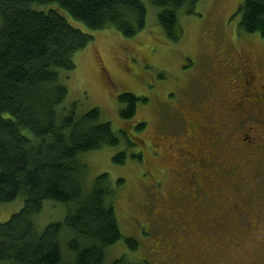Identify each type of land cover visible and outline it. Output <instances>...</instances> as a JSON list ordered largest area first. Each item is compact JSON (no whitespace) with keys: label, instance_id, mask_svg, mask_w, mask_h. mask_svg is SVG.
<instances>
[{"label":"trees","instance_id":"16d2710c","mask_svg":"<svg viewBox=\"0 0 264 264\" xmlns=\"http://www.w3.org/2000/svg\"><path fill=\"white\" fill-rule=\"evenodd\" d=\"M150 1L168 39L178 42L181 9L195 12L200 0ZM65 12L89 29L115 28L125 37L143 31L148 20L143 0H0V202L24 199L19 212L0 221V264H104L108 248L122 238L109 175H98L87 188L89 168L82 161L85 153L121 140L99 108L80 112L74 102L68 109L61 72L75 69V54L94 37ZM237 14L243 32L264 38V0H244ZM119 100L125 124L120 131L135 146L128 122L148 99L125 92ZM146 126L135 123L138 132ZM134 157L142 159V153ZM126 158L121 152L114 160ZM47 200L65 204L67 215L40 231L36 217ZM64 233L71 235L72 261L61 250ZM126 241L137 248L135 239ZM113 264L151 263L122 256Z\"/></svg>","mask_w":264,"mask_h":264},{"label":"rangeland","instance_id":"374dc122","mask_svg":"<svg viewBox=\"0 0 264 264\" xmlns=\"http://www.w3.org/2000/svg\"><path fill=\"white\" fill-rule=\"evenodd\" d=\"M143 1L148 10L147 26L134 37H125L115 28L89 29L65 12L73 25L94 37L85 49L75 54V69L61 72V83L68 89L66 100L68 109L74 102L79 104L80 112L99 108L102 121L110 122L121 140L116 146L92 150L82 156L83 163L89 168L87 188L98 175L107 173L112 187L116 189L114 201L122 238L108 248L104 264H113L122 256L133 262L178 264L171 260L169 254L176 251L178 246L167 244L168 237L165 236L168 233L157 232L156 228L149 224L156 217L157 189L162 187L165 190L162 192L166 195L174 182L175 162L168 153V143L171 145L175 141V135L184 134L183 128L181 132L174 131L176 109L170 110L165 107L164 95H171L169 97L172 100L176 97L179 99L188 97L183 108L181 106V111L188 114L191 112V106L187 103L190 97L198 99L203 95V84L198 81L194 86L187 88V92H181L175 83L181 84L180 79L187 74L184 72H200L202 76L206 68L210 69L213 66L217 52L212 46V41L229 48L243 46L252 49L257 53L256 57L264 62V38L259 33H245L240 28L241 15L237 12L244 0H200L194 8L195 12L192 13H189L188 6L183 7L179 15L183 36L178 42L171 41L166 36L157 18V8L150 0ZM182 85L186 83L182 81ZM125 92L148 99L147 102L138 103L135 117L128 122L131 126L126 132L137 141L135 146H128L125 135L120 131L125 124L120 116L123 104L119 96ZM182 117L181 115V119ZM136 121L147 123L142 132L136 130ZM249 126L254 127L250 133L253 136L259 124L251 121ZM260 132L264 130L258 133ZM161 135L168 137L162 140ZM156 142L161 145L159 158H157L159 152L154 146ZM259 142L263 143L260 140ZM121 152H126L127 158L123 163H118L114 158ZM140 153L142 159L134 157ZM243 157L248 156L243 153ZM231 158L235 162L239 159L233 154ZM240 160L242 162L241 158ZM254 163L255 161L250 164ZM154 169L157 170L156 179L162 184L160 188L154 183L151 184L155 177L151 170ZM243 169L244 186L240 190L243 192L242 201H251L253 198L263 200L264 184L260 182V176L264 175L262 168L253 171V174L249 173L247 165H243ZM225 185L229 192L235 195L236 188L234 187L232 192L231 185L227 182ZM247 187H253L254 191L248 193ZM23 206V198L7 203L0 202V221L7 222ZM228 213L230 216L224 217L227 225L223 220L214 221L206 218L212 225L211 228L201 227L204 222L200 221L199 226L190 231V234L183 232L175 236L172 234L174 237L171 238V242L181 243V252L179 248L181 255L184 257L189 254L197 264H201L198 259L201 254L213 264H241L240 260L248 261L257 253L264 255V243L255 249H251L249 245H237L236 242L224 245L225 239L222 235L231 236L230 232L222 230L220 235L215 229L234 224L241 227L242 221L237 211ZM66 215L65 204L47 200L42 212L36 217V225L42 231L53 222L64 221ZM201 230L209 231L214 242ZM238 237L244 238L243 232H240ZM70 238V233L62 235L61 250L63 255L72 261L73 256L68 248ZM127 238H133L138 242L136 249L129 246ZM161 238L164 239L160 241ZM234 257L239 260L232 259ZM261 258L263 262L260 264H263L264 256Z\"/></svg>","mask_w":264,"mask_h":264},{"label":"flooded vegetation","instance_id":"af4514ba","mask_svg":"<svg viewBox=\"0 0 264 264\" xmlns=\"http://www.w3.org/2000/svg\"><path fill=\"white\" fill-rule=\"evenodd\" d=\"M212 42L217 52L213 66L206 68L202 76L200 72H184L187 74L180 79L181 84L175 83L181 92H187V88L198 81L203 84V95L198 99L190 97L187 103L191 106V112L181 111L188 97L172 100L171 95H164L165 107L176 109L174 131L184 129V134L175 135V141L171 145L168 143V153L175 162V168L174 182L166 195L162 192H165L162 184L156 179L157 170H151V174L155 175L151 184L161 188L157 189L155 196L156 217L149 224L157 232L168 233L165 236L168 237L167 244L178 246L176 251L169 252L171 260L178 264L197 263L189 254L183 257L180 253L181 243L173 244L171 238L182 232L189 233L199 226L200 221L204 222L201 227L211 228L206 218L223 220L226 224L224 217L230 216L228 212L237 211L242 221L241 227L234 224L215 229L220 235L222 230L230 232L231 236L222 235L227 241L224 240V245L236 242L237 245H249L255 249L264 243V199L253 198L244 202L241 197L243 192H240L244 186L243 165H247L251 174L260 168L264 174V132L258 133L264 130V62L256 57L257 53L252 49L243 46L229 48ZM182 81L186 85H182ZM251 121L259 124L253 136L250 135L251 129L254 130L249 126ZM167 137L161 135L162 140ZM154 146L159 152L161 145L156 142ZM243 153L248 157L244 158ZM231 154L238 156V161H233ZM160 155L159 152L157 158ZM253 161L255 163L250 164ZM260 179L264 184V175ZM225 182L231 185L232 192L236 188L235 195L229 192ZM246 191L252 193L254 189L247 187ZM201 231H205L208 239L214 242L209 231ZM240 232H243L244 238L238 237ZM162 245H165V241ZM203 256H198L201 264H213ZM261 256L264 255L257 253L248 261L240 262L260 264L263 260ZM232 259L239 260L236 257Z\"/></svg>","mask_w":264,"mask_h":264}]
</instances>
